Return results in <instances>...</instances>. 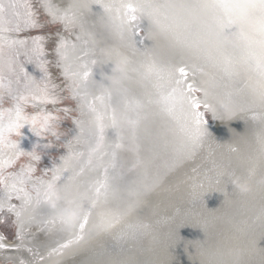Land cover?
<instances>
[{
  "label": "snow or ice",
  "instance_id": "obj_1",
  "mask_svg": "<svg viewBox=\"0 0 264 264\" xmlns=\"http://www.w3.org/2000/svg\"><path fill=\"white\" fill-rule=\"evenodd\" d=\"M185 168L180 202L141 218ZM179 247L264 264V0H0V264H177Z\"/></svg>",
  "mask_w": 264,
  "mask_h": 264
},
{
  "label": "rangeland",
  "instance_id": "obj_2",
  "mask_svg": "<svg viewBox=\"0 0 264 264\" xmlns=\"http://www.w3.org/2000/svg\"><path fill=\"white\" fill-rule=\"evenodd\" d=\"M47 31V29L45 30ZM55 71V69H53ZM213 122V121H212ZM211 122V123H212ZM218 122V121H217ZM222 127L225 129V133L227 134L228 141L231 139L232 131L235 130L237 132H244L246 130V125L243 120L237 119L231 121V123H220L218 122ZM73 127L71 123V119H65L62 121V128L61 131H68ZM60 155L59 149L52 155L48 156L46 162H51L53 159V156L58 157ZM184 172H190V168H185L181 172H178L172 176H170L164 184H162L159 188H157L154 192L150 194L148 197V200L144 206H142L140 212H141V218H148L151 215V212L153 209L158 211L161 214H166L168 211H170V207L173 204L179 203L182 191L178 187L179 181L183 178ZM212 193H210L208 196H206V202L207 206L210 209L219 208L220 204L223 200V197L221 194L217 193L216 197L214 196L211 198ZM183 232V233H181ZM187 232L193 233L192 237H190ZM181 236L186 239H197L202 238V233L199 229L191 228V227H185L180 230ZM108 243H114L110 238L107 240ZM178 252L180 254H183L185 259H173V256L175 253ZM85 257L80 256H73V255H67L63 258V264H80V262ZM171 260H174L177 262V264H191L190 258L187 254L184 253V249L182 247L174 248L173 253L170 257Z\"/></svg>",
  "mask_w": 264,
  "mask_h": 264
},
{
  "label": "bare ground",
  "instance_id": "obj_3",
  "mask_svg": "<svg viewBox=\"0 0 264 264\" xmlns=\"http://www.w3.org/2000/svg\"><path fill=\"white\" fill-rule=\"evenodd\" d=\"M211 129L213 130V133H214L215 136H217V138H219L220 140L225 141V142L228 141L227 134L225 133L224 127H222L217 121H213L212 122ZM47 163L50 164L51 162H47ZM41 167H43V164L41 165ZM211 195H212L211 198H213L214 196L216 197V195H218V194L217 193H212ZM181 233H183V232H181ZM187 234L189 236L191 235L190 237H192L193 233L187 232ZM44 240H45V237H43V236H39L38 237V242H43ZM183 257H185L183 254H180V253L176 252L175 255L173 256V259H175V258H178L180 260L181 259H185Z\"/></svg>",
  "mask_w": 264,
  "mask_h": 264
},
{
  "label": "flooded vegetation",
  "instance_id": "obj_4",
  "mask_svg": "<svg viewBox=\"0 0 264 264\" xmlns=\"http://www.w3.org/2000/svg\"><path fill=\"white\" fill-rule=\"evenodd\" d=\"M212 124V123H211Z\"/></svg>",
  "mask_w": 264,
  "mask_h": 264
}]
</instances>
